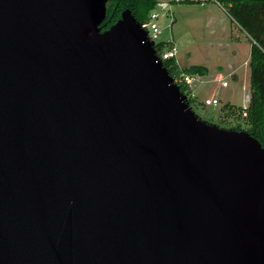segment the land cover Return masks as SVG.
I'll use <instances>...</instances> for the list:
<instances>
[{
	"label": "water",
	"instance_id": "water-1",
	"mask_svg": "<svg viewBox=\"0 0 264 264\" xmlns=\"http://www.w3.org/2000/svg\"><path fill=\"white\" fill-rule=\"evenodd\" d=\"M108 1L0 0V264H264L263 145Z\"/></svg>",
	"mask_w": 264,
	"mask_h": 264
},
{
	"label": "rangeland",
	"instance_id": "rangeland-1",
	"mask_svg": "<svg viewBox=\"0 0 264 264\" xmlns=\"http://www.w3.org/2000/svg\"><path fill=\"white\" fill-rule=\"evenodd\" d=\"M158 2L154 11L159 14L161 28L157 43L164 42L175 47L182 68L194 64L205 65L212 74L228 77L232 82L230 87L215 91L212 83L203 84L197 91L199 98L206 99L217 93L221 103L218 106L199 105L197 109H193L208 122L225 128H235L236 119L224 117L221 109L227 102L243 107L249 104L251 45L246 34L236 27L227 11L215 0H205V6L199 0ZM209 17H215L218 22L215 34L208 21ZM150 20L144 25L146 29ZM231 70L237 71L238 84L233 82Z\"/></svg>",
	"mask_w": 264,
	"mask_h": 264
},
{
	"label": "trees",
	"instance_id": "trees-1",
	"mask_svg": "<svg viewBox=\"0 0 264 264\" xmlns=\"http://www.w3.org/2000/svg\"><path fill=\"white\" fill-rule=\"evenodd\" d=\"M229 14L232 22L244 34L251 45L250 52V90L251 96L247 107L237 106L227 102L222 107L224 117L236 119L234 129L247 130L257 138L264 147V0H215ZM196 2V0H187ZM158 0H109L107 17L101 24V29L110 28L125 9H131L138 21L146 25L151 14L158 6ZM158 54L173 49L164 42L156 43ZM170 75L180 73H201L208 75L210 69L205 65L194 64L182 68L175 57L163 61ZM181 91L184 88L181 87ZM190 105L197 109L199 104L189 100ZM201 106L204 107L203 104Z\"/></svg>",
	"mask_w": 264,
	"mask_h": 264
},
{
	"label": "built area",
	"instance_id": "built-area-1",
	"mask_svg": "<svg viewBox=\"0 0 264 264\" xmlns=\"http://www.w3.org/2000/svg\"><path fill=\"white\" fill-rule=\"evenodd\" d=\"M202 5L205 4V0H199ZM150 23L148 25V35L150 40L155 42V46L157 43V40L160 36L161 28L159 25V14L157 12H153L150 17ZM157 52V51H156ZM158 57L160 60L164 61L166 59L177 57L176 49L173 48L171 50L164 51L160 54H158ZM174 82L179 85V87H183L184 91H182L189 100H193L197 102L199 105L203 104L204 106H218L221 103V99L218 96L217 93L212 95L209 98L206 99H200L198 96V89L203 84L212 83L213 84V91L220 90V87H228L229 86V80L227 77H224L222 75L215 76L211 78L208 75H204L201 73H180V74H174L172 75Z\"/></svg>",
	"mask_w": 264,
	"mask_h": 264
},
{
	"label": "crops",
	"instance_id": "crops-1",
	"mask_svg": "<svg viewBox=\"0 0 264 264\" xmlns=\"http://www.w3.org/2000/svg\"><path fill=\"white\" fill-rule=\"evenodd\" d=\"M206 5V2H205V4H204V6ZM216 20V18L215 17H209V23L210 24H212V27H211V29L212 30H214L215 32H214V34L216 33V29H217V26H218V22H217V20ZM173 48H175V47H173ZM176 59H177V57H176ZM177 61H178V59H177ZM178 63H179V65H180V61H178ZM209 68V67H208ZM210 69V68H209ZM249 71H250V67H249ZM237 71H234V70H231V72H230V74H232L233 75V82H235V83H237L238 84V74L236 73ZM250 73V72H249ZM208 76H210L211 78H213L214 76H216V75H214V74H212V72L210 71L209 72V74H208ZM227 79H228V77H227ZM249 80H250V74H249ZM231 83L232 82H230L229 81V86L228 87H230V85H231ZM223 88H227V87H220V89H223Z\"/></svg>",
	"mask_w": 264,
	"mask_h": 264
}]
</instances>
